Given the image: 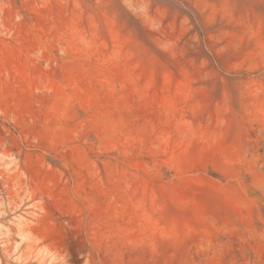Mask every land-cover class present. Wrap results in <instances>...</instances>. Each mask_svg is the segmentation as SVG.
I'll return each instance as SVG.
<instances>
[{"label":"rangeland","instance_id":"rangeland-1","mask_svg":"<svg viewBox=\"0 0 264 264\" xmlns=\"http://www.w3.org/2000/svg\"><path fill=\"white\" fill-rule=\"evenodd\" d=\"M0 264H264V0H0Z\"/></svg>","mask_w":264,"mask_h":264}]
</instances>
